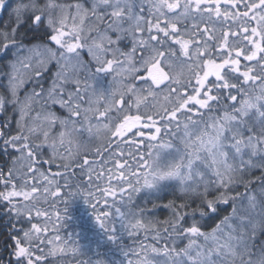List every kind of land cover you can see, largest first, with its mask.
<instances>
[{
  "label": "snow or ice",
  "instance_id": "1",
  "mask_svg": "<svg viewBox=\"0 0 264 264\" xmlns=\"http://www.w3.org/2000/svg\"><path fill=\"white\" fill-rule=\"evenodd\" d=\"M9 9L0 152L11 166L0 167V201L29 227L12 237L7 264H125L79 259L60 235L77 197L125 258L124 235L167 241H141L126 264H264V243L253 252L264 215L247 234L233 224L241 197L257 206V183L264 205V0H0V14ZM205 13L235 27L210 43L207 28L181 25ZM241 58L255 64L241 69ZM163 182L179 195L160 222L135 197Z\"/></svg>",
  "mask_w": 264,
  "mask_h": 264
},
{
  "label": "trees",
  "instance_id": "2",
  "mask_svg": "<svg viewBox=\"0 0 264 264\" xmlns=\"http://www.w3.org/2000/svg\"><path fill=\"white\" fill-rule=\"evenodd\" d=\"M13 5L17 2V0H10ZM58 2L62 3H73L74 0H58ZM145 11L143 15H148V5L145 3L144 5ZM11 12V9L8 10V12L0 14V31L4 29V26L7 25L9 21V14ZM194 24L199 25L200 32H203L205 28L208 30V34L211 35L212 33H215V40L210 41V43H216V40H218L221 36V32L223 30H226V27H222V25L226 26L228 24H231L233 28L235 27V23L233 21H222L221 18L215 17L213 15V18L209 20L207 18V14H202V18H196V16L190 17L186 20H183L181 22L182 26H186L189 29L192 28ZM207 38V37H206ZM233 37H229V42ZM88 58V56H87ZM6 63L5 60H0V64ZM248 63L255 64V62H247L244 61L241 58V69L244 68V66ZM256 71H259V69H256ZM55 72V68L53 67L49 73H46L45 76L42 78L41 83L48 87L50 84L51 74ZM6 82L7 77L0 72V93L5 92L6 90ZM32 87L31 84H28L24 90H30ZM24 90L21 92V96L24 94ZM9 109L8 115L9 117H12L13 113L11 112V107L9 105L7 106ZM56 111L59 113L61 110L57 106ZM5 117L3 115H0V121H3ZM14 155V154H13ZM10 167L11 161L10 157L8 155H5L3 152H0V167L5 166ZM110 166V165H109ZM255 174L259 175V170L257 169ZM77 176L73 177V180L77 183L81 181V177L79 175L80 169H76ZM84 181L86 182V177L84 178ZM164 184H168L169 186H163L161 185L159 190H149V189H143L136 197H135V203L140 205L141 207L148 210V213L152 214V218L163 222L166 220L171 214L168 212L167 209L161 207L162 205L166 204L169 200H174L177 195H179L178 192L174 190V188L171 186L169 182H163ZM0 189H3V185H0ZM242 192L245 190L243 188L240 189ZM254 190V186L252 188V191ZM50 203V202H49ZM153 205H156L157 207L153 209ZM11 206L7 205L6 202L0 201V261L3 262V264H7V261L9 259L8 253L11 252V248L13 245V236H17L22 238L23 237V231L26 230L29 227L28 222L24 218L17 219L15 217V213L9 212V208ZM40 207L42 209H47L49 212L52 211V209L49 207V204H45L41 202ZM58 208H63L62 204L57 205ZM227 208L228 215H231V208L228 206H225ZM240 207L244 208V211L240 210ZM237 214L243 215V220H247L248 217L251 215V212L248 211L252 209L249 207L248 200L244 197H241L240 202L237 205ZM92 209H90L82 199L77 197L75 200H73L69 206H68V212L65 216V218L61 221V227L59 229L60 235L63 238L71 237V240L73 243H78V245L81 247L84 255L78 257L82 260L92 259H102V260H110L114 259L117 260V262L124 260L125 264L127 259H135V257L132 256L131 250L137 249L140 247V242L143 241L146 244H155L156 247H162L164 243L167 241L161 240L159 242L153 241L151 239V234L149 235V239L144 241L143 232L140 233L139 236L135 237H129L127 235L123 236L122 244L125 246L127 250H129V256L125 258L119 249H116L115 246H113L110 242L106 241V237L101 233L99 228L95 225V221L93 216L91 215ZM62 215H65L62 213ZM41 223H43V218L39 219ZM239 219H237V215L233 218V224L237 229H240L238 226ZM35 222V220L33 221ZM219 221H217L218 223ZM160 227V225H158ZM117 229L119 230V224L117 223ZM210 230V229H209ZM227 231V230H226ZM51 234V233H50ZM161 235L163 236V231L161 227ZM186 244V241H178V247H183ZM14 259V258H13ZM51 258H49L50 260ZM69 260L71 257L68 258ZM155 259L157 260H163V256H156ZM42 264H48V260H45L42 262Z\"/></svg>",
  "mask_w": 264,
  "mask_h": 264
},
{
  "label": "flooded vegetation",
  "instance_id": "3",
  "mask_svg": "<svg viewBox=\"0 0 264 264\" xmlns=\"http://www.w3.org/2000/svg\"><path fill=\"white\" fill-rule=\"evenodd\" d=\"M85 59H89V57L87 58V54L85 53ZM256 195H257V199L258 200V204H257V208L256 209H250L248 211L251 212V215L250 216H247L248 219L247 220H243V215L242 214H237V219L241 220L239 221L238 223V226L241 228L244 229V233L247 234L250 229L246 228L245 226L248 224L249 220H253V221H259L261 216L264 215V205L260 204L259 201H260V187L258 185V183L256 185H254V190H253ZM261 243H264V232H260V231H257L256 234H255V245L256 247L253 249V252H258L259 251V246Z\"/></svg>",
  "mask_w": 264,
  "mask_h": 264
},
{
  "label": "rangeland",
  "instance_id": "4",
  "mask_svg": "<svg viewBox=\"0 0 264 264\" xmlns=\"http://www.w3.org/2000/svg\"><path fill=\"white\" fill-rule=\"evenodd\" d=\"M5 62H7V61H5ZM30 84V83H29ZM28 84H26L25 86H24V88L27 86ZM6 88H7V82H6ZM23 91V90H22ZM21 91V92H22ZM9 107H11L12 108V106L11 105H9ZM173 143L175 144L176 143V141L174 140L173 141ZM172 153H173V155H175V151H174V149H172V150H170ZM256 172H258V171H256L255 170V173ZM260 196V195H259ZM257 199H259V198H257ZM257 207H255V208H253V209H256ZM240 210H242V211H244V208L243 207H240ZM37 219H40V218H37ZM165 259V257H163V260ZM162 261V260H161Z\"/></svg>",
  "mask_w": 264,
  "mask_h": 264
}]
</instances>
